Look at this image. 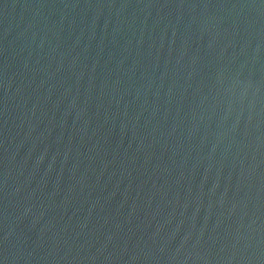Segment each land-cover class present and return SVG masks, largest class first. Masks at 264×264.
<instances>
[{
  "label": "water",
  "instance_id": "95a60500",
  "mask_svg": "<svg viewBox=\"0 0 264 264\" xmlns=\"http://www.w3.org/2000/svg\"><path fill=\"white\" fill-rule=\"evenodd\" d=\"M0 264H264V0H0Z\"/></svg>",
  "mask_w": 264,
  "mask_h": 264
}]
</instances>
